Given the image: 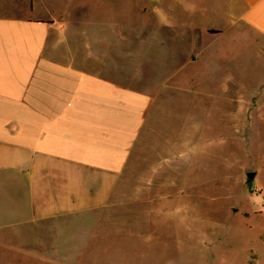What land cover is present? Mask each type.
Here are the masks:
<instances>
[{
  "label": "rangeland",
  "instance_id": "rangeland-1",
  "mask_svg": "<svg viewBox=\"0 0 264 264\" xmlns=\"http://www.w3.org/2000/svg\"><path fill=\"white\" fill-rule=\"evenodd\" d=\"M65 1L89 8L94 51L129 86L154 88L143 141L107 205L0 235V264H264V39L208 33L232 0Z\"/></svg>",
  "mask_w": 264,
  "mask_h": 264
},
{
  "label": "crops",
  "instance_id": "crops-1",
  "mask_svg": "<svg viewBox=\"0 0 264 264\" xmlns=\"http://www.w3.org/2000/svg\"><path fill=\"white\" fill-rule=\"evenodd\" d=\"M64 2L0 0L1 236L107 205L143 141L154 88L129 86L122 59L94 51L89 8ZM235 6L208 33L238 27L264 39V0ZM158 22L173 41L193 35L188 23L184 38L175 21Z\"/></svg>",
  "mask_w": 264,
  "mask_h": 264
},
{
  "label": "water",
  "instance_id": "water-1",
  "mask_svg": "<svg viewBox=\"0 0 264 264\" xmlns=\"http://www.w3.org/2000/svg\"><path fill=\"white\" fill-rule=\"evenodd\" d=\"M217 30H210V32L215 33ZM255 176V173L250 171L246 173V177L248 181H251Z\"/></svg>",
  "mask_w": 264,
  "mask_h": 264
}]
</instances>
